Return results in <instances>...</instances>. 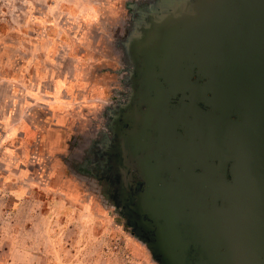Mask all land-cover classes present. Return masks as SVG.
<instances>
[{
    "label": "rangeland",
    "instance_id": "1",
    "mask_svg": "<svg viewBox=\"0 0 264 264\" xmlns=\"http://www.w3.org/2000/svg\"><path fill=\"white\" fill-rule=\"evenodd\" d=\"M125 1L0 0V264H157L69 163L130 71Z\"/></svg>",
    "mask_w": 264,
    "mask_h": 264
},
{
    "label": "flooded vegetation",
    "instance_id": "2",
    "mask_svg": "<svg viewBox=\"0 0 264 264\" xmlns=\"http://www.w3.org/2000/svg\"><path fill=\"white\" fill-rule=\"evenodd\" d=\"M137 1L126 0L118 12L122 19L108 47L119 62L127 15ZM244 4L252 7L239 10L241 17L226 26L220 46L223 62L243 64L238 70L211 63L209 72L195 68L181 82V74L118 69L112 101L78 134L70 168L121 215L151 256L161 254L155 240L158 208L170 204L186 213L212 207L226 218H238L240 208H264V65L258 67L264 64V0ZM257 245L235 252L264 264V234Z\"/></svg>",
    "mask_w": 264,
    "mask_h": 264
},
{
    "label": "water",
    "instance_id": "3",
    "mask_svg": "<svg viewBox=\"0 0 264 264\" xmlns=\"http://www.w3.org/2000/svg\"><path fill=\"white\" fill-rule=\"evenodd\" d=\"M245 0H138L123 36L130 72L138 75L160 70L181 82L197 68L209 72L210 64L238 70L243 64L221 59L223 35L241 17ZM233 11H228L231 9ZM239 11V12H238ZM230 17H234L233 20ZM213 59L210 60V56ZM163 56L164 58L159 59ZM156 57V58H155ZM264 64H258L263 67ZM238 67V68H237ZM243 68V67H242ZM260 72V71H259ZM264 73V69L261 70ZM189 73V74H188ZM241 80V79H240ZM237 79V82H240ZM258 81V79H256ZM264 89V74H262ZM246 86H252L247 79ZM264 98V93H262ZM166 205L157 209L156 244L162 264H254L236 249L257 247L264 234V208H240L238 218H226L215 208ZM222 249L226 251L221 252Z\"/></svg>",
    "mask_w": 264,
    "mask_h": 264
},
{
    "label": "crops",
    "instance_id": "4",
    "mask_svg": "<svg viewBox=\"0 0 264 264\" xmlns=\"http://www.w3.org/2000/svg\"><path fill=\"white\" fill-rule=\"evenodd\" d=\"M56 118H58V119H59V117H58V116H56Z\"/></svg>",
    "mask_w": 264,
    "mask_h": 264
}]
</instances>
